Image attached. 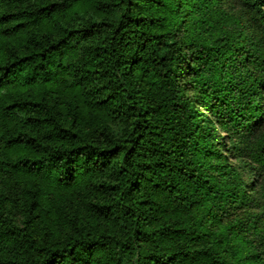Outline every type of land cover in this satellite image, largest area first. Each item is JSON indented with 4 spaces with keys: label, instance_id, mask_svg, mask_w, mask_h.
I'll return each instance as SVG.
<instances>
[{
    "label": "clouds",
    "instance_id": "1",
    "mask_svg": "<svg viewBox=\"0 0 264 264\" xmlns=\"http://www.w3.org/2000/svg\"><path fill=\"white\" fill-rule=\"evenodd\" d=\"M0 264H264V0H0Z\"/></svg>",
    "mask_w": 264,
    "mask_h": 264
}]
</instances>
